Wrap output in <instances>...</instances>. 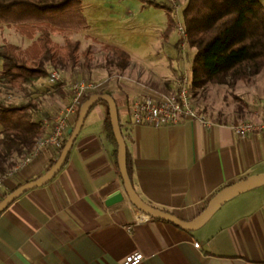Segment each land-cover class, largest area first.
Returning a JSON list of instances; mask_svg holds the SVG:
<instances>
[{"label": "crops", "instance_id": "obj_1", "mask_svg": "<svg viewBox=\"0 0 264 264\" xmlns=\"http://www.w3.org/2000/svg\"><path fill=\"white\" fill-rule=\"evenodd\" d=\"M134 65L131 56L119 76L125 89L112 94L130 177L143 200L193 220L224 186L264 173V130L240 135L233 128L244 116L264 117V80L257 78L264 66L245 79L251 82L243 105H237L238 116L234 112L223 119L203 109L207 123L186 119L156 125L136 123L131 101L139 93L159 96L168 89L161 81L155 88L136 84L126 75H139L140 67ZM169 65L173 77L179 64ZM108 116L106 101L94 104L58 173L1 211L0 264H126L125 256L137 249L145 255L138 264H264V183L231 195L194 229L153 216L139 221L147 213L125 191ZM56 155L43 148L4 178L0 196L45 173ZM117 190L123 199L107 204Z\"/></svg>", "mask_w": 264, "mask_h": 264}, {"label": "trees", "instance_id": "obj_2", "mask_svg": "<svg viewBox=\"0 0 264 264\" xmlns=\"http://www.w3.org/2000/svg\"><path fill=\"white\" fill-rule=\"evenodd\" d=\"M82 1L0 0V26L3 23L13 24L21 34L32 39L29 45L21 47L0 36L3 84H34L41 77L46 79L49 66L76 64L81 40L67 37L65 43L61 44L54 41L52 33L80 31L88 26ZM148 1L170 9L165 2ZM183 20L188 44L194 49L191 89L204 87L213 81L222 82L228 74L243 78L259 72L264 66L263 0H186ZM170 27L171 23L166 33ZM107 46L117 53L119 59L116 65L118 72L122 73L129 64L130 53L114 44ZM57 87L63 95L68 96L60 85ZM104 92L112 93L109 88H101L85 94L78 108L93 93ZM35 105L31 100L13 102L0 96V177L17 166L48 130L43 118L35 114ZM79 109L71 126L76 123ZM107 127L117 156L118 143L110 116ZM68 137L69 133L58 148L51 166ZM128 168L130 172L129 162ZM7 193L4 192L0 200Z\"/></svg>", "mask_w": 264, "mask_h": 264}, {"label": "rangeland", "instance_id": "obj_3", "mask_svg": "<svg viewBox=\"0 0 264 264\" xmlns=\"http://www.w3.org/2000/svg\"><path fill=\"white\" fill-rule=\"evenodd\" d=\"M157 1L169 5L167 0ZM179 2L181 8L178 14H175L171 6L169 9L163 4L148 0H83V11L87 17L88 26L80 31L66 33L53 31L52 33L54 41L61 44L65 43L67 37L81 40L76 64L74 66L62 65L61 67L66 69L70 77L84 75L95 82L103 81L104 84L101 88L112 87V92L120 88L125 89L124 80L119 79L123 72L119 73L116 65L119 57L107 46L114 44L128 51L130 56L137 60V65L133 67H140V76H137L136 72L129 74L126 72V75L136 80V84L155 88L161 81L164 85L162 87L168 89L167 93L163 92V94L173 93L175 78L181 73L183 65H187L191 69L194 55V49L187 44L184 48L186 54L184 58H181L179 55L183 48L176 46L181 38L178 21L180 20L184 24L183 6L186 0H179ZM170 23L171 27L166 33ZM0 36L3 40L13 42L21 47H26L32 41L31 38L21 34L13 24L3 23L0 26ZM170 61L175 67L179 64L173 77L169 73L171 70ZM51 68L52 66H49V70ZM139 69L135 68L134 70L138 71ZM154 75L156 78H153ZM248 78L250 77L238 78L235 74H228L222 82L213 81L204 87L191 89V98L195 109L206 117L208 116L203 109H206V112L209 111L211 115L223 119L234 112L238 116L237 105H243L247 98L245 87L251 82L245 80ZM257 78L264 80V70ZM1 81L0 59V96L13 102L31 100L36 104V108H33L35 114L43 119L45 117L52 118L67 100V96L58 90L57 85L50 84L45 77L39 78L34 84L21 86H11L3 84ZM129 81L133 83L131 80ZM173 83L174 86L171 90ZM128 88L131 87L128 86Z\"/></svg>", "mask_w": 264, "mask_h": 264}, {"label": "built area", "instance_id": "obj_4", "mask_svg": "<svg viewBox=\"0 0 264 264\" xmlns=\"http://www.w3.org/2000/svg\"><path fill=\"white\" fill-rule=\"evenodd\" d=\"M173 12L178 14L181 3L179 0H167ZM178 29L181 35L179 46H182L180 57L184 58L186 51L185 47L188 44L187 32L185 25L179 20ZM46 80L52 85L60 84L62 88L68 92L69 98L56 111L52 118L45 117L43 119L48 130L42 135L36 143L35 148L30 151L24 159L14 168H11L7 173L0 177V186L5 177L12 175L23 164L27 163L31 157L38 154L43 148H49L57 151L62 145L63 140L68 133V126L72 118L78 113V107L83 96L90 91L101 89L103 82H95L89 78L82 76L70 77L65 68L52 67L49 70ZM175 91L170 94H160L154 96L152 94L139 93L136 94L130 105L131 115L136 123H152L160 124H177L186 119H192L207 123L208 120L203 113H199L192 102L191 98V69L187 65H183L181 73L175 78ZM234 130L245 135L256 130H264V117L255 120L252 118H241L233 123ZM139 217L138 220L149 219L150 214ZM198 247L199 242H195ZM145 258L144 253L137 249L128 253L125 256L126 264H138Z\"/></svg>", "mask_w": 264, "mask_h": 264}, {"label": "water", "instance_id": "obj_5", "mask_svg": "<svg viewBox=\"0 0 264 264\" xmlns=\"http://www.w3.org/2000/svg\"><path fill=\"white\" fill-rule=\"evenodd\" d=\"M104 100L109 105V116L113 127V132L116 137L118 146H117V157L118 164L120 167V171L124 181V187L127 195L130 200L141 210L150 214L153 217L163 218L167 220H171L179 225L188 228L194 229L203 224L215 211L216 209L231 195L236 194L239 191H242L250 186L263 184L264 183V173L256 174L248 176L244 179L236 181L234 183L228 184L221 188L207 205V207L193 220L183 219L176 214L167 211L165 209L158 208L147 203L136 191L132 179L130 177L128 163H127V145L122 133L120 121H119V109L116 102L115 97L112 93L104 92V93H93L88 99H86L81 105L79 109L78 118L76 120L75 125L70 126L68 128L69 137L62 148L60 155L58 156L56 162L42 175L39 177L32 179L30 181H26L21 185L14 188L12 191L6 194L0 200V212L6 208L13 200H15L19 195L28 189L42 185L52 179L58 171L61 169L63 164L65 163L69 152L73 146L74 140L78 135L85 118L91 109V107L98 101ZM124 193L122 190H117L110 194L106 202L107 204H112L123 199Z\"/></svg>", "mask_w": 264, "mask_h": 264}]
</instances>
